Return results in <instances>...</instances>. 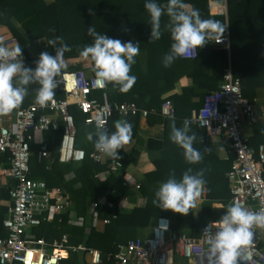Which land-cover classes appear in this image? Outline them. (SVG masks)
<instances>
[{
	"label": "trees",
	"instance_id": "1",
	"mask_svg": "<svg viewBox=\"0 0 264 264\" xmlns=\"http://www.w3.org/2000/svg\"><path fill=\"white\" fill-rule=\"evenodd\" d=\"M176 3L175 0H0V26L6 27L17 39L19 51L25 57L10 68H18L19 74L9 80L11 88L0 89V95L13 96L17 107H25L40 98L41 88L37 85L36 76L51 70L52 59L59 57L75 60L86 57L91 63L89 74L105 77L111 89L106 94L108 101L134 102L140 110L147 112L148 119L152 116L161 121L159 109L168 99L174 108V118L164 119L166 128L175 130L178 124L187 125L180 118L197 111L206 94L219 87L227 67V52L224 48L213 52L210 56L211 72L203 77L199 47L203 46L205 39L195 35L199 34L197 31H194L192 39L185 37L180 40L176 37L178 30L176 32L173 23L178 16ZM16 24L23 27V34ZM229 38L232 74L240 81L243 97L253 103L255 90L264 87V54L257 55L258 52L253 53L251 48L263 46L259 42H241L243 45H240L235 40L233 30ZM39 40H44L46 46L40 50L39 55L32 57L27 47ZM189 41L198 47L194 60H184L178 54L181 43ZM239 50L242 52L239 53ZM140 51L146 52L145 69L141 67L137 55ZM114 76L120 78L119 83L113 81ZM185 76L191 77L196 83L195 89L187 88L180 95L162 97L172 91L175 83ZM49 96L62 97L57 92H51ZM193 97H197L199 102H193ZM70 111L77 129L76 147L83 149L86 154L103 145L111 135L109 130L97 131L89 127L92 134L90 141L80 143V139L86 135L81 131L82 117L75 108ZM125 119L131 125H136L138 115ZM261 131H264V125H253L254 134L247 138L250 146L258 145L256 134ZM174 138V157L154 159L155 170L145 175L149 181L163 182V188L140 189L138 192L146 198L145 205L135 207L129 213H120L102 231L91 226V205L96 204L102 196L112 199L109 191L120 187L125 163L123 170L109 172L100 178L106 171V164L94 163L86 157L80 163L62 165L54 161L47 167L46 162L37 157L38 146L30 144L29 177L43 180L49 188L60 187L69 194L71 201L67 212L32 228L31 232L37 239L43 238L50 244L66 234L69 244L98 250L105 260L119 245L137 238L150 225L151 220L168 217L172 199L176 201V210L174 218L169 219L172 230L176 232L198 237L206 223L224 221L230 199L225 174L234 159L228 143L230 153L227 166L224 162H215L216 157L211 155L209 165L203 168L199 164L202 153L197 150L192 155V149L189 152L181 138ZM163 142L159 147L166 148L170 140L165 136ZM199 181L204 183L206 189V201L203 203H196L191 198L192 186ZM213 204L221 205L222 208L215 209ZM10 205L6 189L0 188V237L6 236L2 220ZM71 213L72 219L81 220L80 225L70 224ZM99 215L106 217L108 211L103 210ZM60 264L89 263L82 255L72 253L62 259Z\"/></svg>",
	"mask_w": 264,
	"mask_h": 264
},
{
	"label": "built area",
	"instance_id": "2",
	"mask_svg": "<svg viewBox=\"0 0 264 264\" xmlns=\"http://www.w3.org/2000/svg\"><path fill=\"white\" fill-rule=\"evenodd\" d=\"M216 42L228 41L220 38ZM179 52L186 58L195 57L190 44L180 45ZM19 54L14 36L2 40L0 72L16 65ZM67 66L70 68L57 73L53 70L38 73L36 82L41 96L25 107H17L10 95H0V188L6 189L11 203L2 220L6 236L0 237V264H60L72 253L82 255L89 264L104 261L105 264H179L180 261L184 264H264V144L252 147L244 134V126L255 125L258 120L254 104L243 97L240 81L230 67L225 70L218 89L203 99L195 117L207 137L228 143L234 157L225 174L230 199L224 221L208 222L198 237H192L172 230L169 218L158 217L149 226V235L119 245L105 260L98 250L69 244L66 234L50 244L29 233L43 222L64 214L71 206L70 197L63 189L49 188L43 180L29 177L30 144L38 146L37 157L47 167L54 161L62 165L80 163L86 157L94 163L106 164V171L100 177L103 178L109 172L124 168L115 148L117 136H108L103 145L86 154L76 147L77 129L70 109L75 108L83 124L97 131H106L114 117L147 115L134 102L108 101L105 98L107 81L103 76L89 74L88 58H80ZM113 81L119 83L120 78L114 76ZM51 92L62 97L49 96ZM96 92L103 93L104 99L94 97ZM159 114L173 119L171 102L164 101ZM120 185L125 187L126 182L122 180ZM109 196L113 200L103 196L101 202L91 207L95 229L110 224L126 208V197L118 189L109 191ZM191 198L196 203L206 201V189L201 182L193 184ZM221 208L218 205L215 209ZM103 210L108 211L106 217L99 215ZM228 221L232 224L226 225Z\"/></svg>",
	"mask_w": 264,
	"mask_h": 264
},
{
	"label": "crops",
	"instance_id": "3",
	"mask_svg": "<svg viewBox=\"0 0 264 264\" xmlns=\"http://www.w3.org/2000/svg\"><path fill=\"white\" fill-rule=\"evenodd\" d=\"M175 3L176 15H178L177 19H175L173 22L174 29L176 32L178 30L176 37L180 40H184L185 37L192 39V37H194V31H197L199 34L195 33V35H200L205 39L203 46H201V48L199 47V51H201V64L203 65V68L201 69L203 77H207L210 74L212 69L210 56H212L213 52L217 51L218 49L224 48L227 52V67L223 72H225V70L230 67L229 36L232 30L235 40L239 41L240 45H243V42L244 44H254L253 42H259L263 47L259 46L258 48L256 47L251 49H253V53L258 52L257 55H261L262 53L264 54V0H205V2L201 3L199 0H175ZM5 31V27L0 26V34L4 33ZM220 38H227L228 42L217 43L216 40ZM182 44L192 45L195 50V57H183L180 54L178 48L179 57L184 60H194L198 52L197 44L193 41L181 43V45ZM239 51V53L242 52L241 50ZM250 53L251 52L245 54ZM137 55L140 60L141 67L145 69L146 52L140 51L137 53ZM13 69L14 70L12 72L6 74L0 81V89L11 88V82L9 80L19 74L18 68ZM220 84L221 82L219 85ZM196 87L197 85L194 83L192 78L185 76L180 78L175 83L174 89L172 91L166 93L162 97L168 98L173 94L180 95L183 89H195ZM110 91L111 89L108 87L107 91L105 92L106 99V94L110 93ZM213 92L214 91H210L206 94V96L211 95ZM94 97L100 100L104 99L103 93L101 92L94 93ZM167 101L171 102L168 99ZM192 101L199 102V99L197 97H193ZM253 104L258 120L257 124L254 126H263L264 87H259L255 90ZM197 111L194 110L189 114V116L180 118L183 120V122H187L188 124H178L175 127V130H173L171 127L166 128L164 122L165 118L163 117L161 121H158L152 116L148 119L147 115H139L136 125H131V123H128L125 118H115L111 120L107 130L111 132V135L117 136L115 148L120 154L123 163L126 165L123 176V181L126 182V186L122 187L120 185L118 188L120 195L126 197L127 201L125 203L126 208L121 213H129L133 210V208L143 207L145 205L146 198L138 192L140 189L158 190L163 188V182L149 181L146 179L145 175L155 170L153 164L154 159H170L174 157V149L176 147V139L174 136L183 140V143L187 145L185 148H187L189 152L190 149H192V155L196 154L197 150L202 153L200 154L201 157L199 159V164H201L203 168L209 165V159L211 155L216 157L215 162L220 161L221 164L224 162L227 166V162H229L228 155L230 153L227 142L223 139H212L206 136L204 129L201 128L195 121ZM83 125L81 127V131L86 135H84L85 137L81 138L79 142L85 144L88 142V140L90 141L92 134L91 128L85 127ZM243 131L246 138L252 136L254 134L253 125H245ZM165 136H167V139L170 140V143L167 144L168 147H159L160 143L164 144L163 140ZM256 136L258 144H264V131L257 132ZM207 156H209L208 159H206ZM199 182L204 185L202 181ZM136 185H139V188H136ZM97 201L101 202L102 200L99 198ZM217 206L218 204H213V208H217ZM175 210L176 201L172 199L170 202L168 217L166 218H174ZM90 215L92 226L91 208ZM70 216V224H81V220L72 219V213ZM154 221L155 219L151 220L149 226H151ZM149 226L140 234H144L148 230ZM103 228L104 227H100L96 230L102 231ZM29 233L33 234L31 230Z\"/></svg>",
	"mask_w": 264,
	"mask_h": 264
},
{
	"label": "rangeland",
	"instance_id": "4",
	"mask_svg": "<svg viewBox=\"0 0 264 264\" xmlns=\"http://www.w3.org/2000/svg\"><path fill=\"white\" fill-rule=\"evenodd\" d=\"M16 27L20 30V32L22 34L24 33L23 27L21 25L16 24ZM5 29H6V31L4 33L0 34V45L2 43V40H4L6 37L12 36L6 27H5ZM45 46H46V42L44 40H39V41L33 42L31 45H29V47H27L28 48V54L32 57H35V56L40 54V50ZM24 58H25L24 55L22 53H20L18 62H21L22 60H24ZM82 58H86V57H82ZM79 59L80 58L75 59V60H65V59L57 57V58H54L50 61V67H51V70L54 71V73H57V72L62 71L63 69L70 68L67 65L69 63L75 62ZM13 70L14 69H10V70L4 71V72H0V81L3 79V77L6 74H8L9 72H12ZM149 233H150V230L148 229L144 234H140L137 237H145V236L149 235ZM177 263L184 264L183 261H180Z\"/></svg>",
	"mask_w": 264,
	"mask_h": 264
},
{
	"label": "bare ground",
	"instance_id": "5",
	"mask_svg": "<svg viewBox=\"0 0 264 264\" xmlns=\"http://www.w3.org/2000/svg\"><path fill=\"white\" fill-rule=\"evenodd\" d=\"M225 224H226V225H231L232 222H231V221H228V222H226Z\"/></svg>",
	"mask_w": 264,
	"mask_h": 264
}]
</instances>
